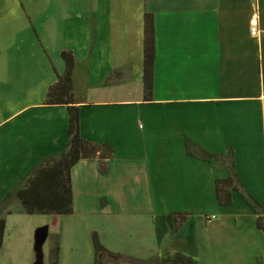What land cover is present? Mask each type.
<instances>
[{"label":"crops","instance_id":"crops-1","mask_svg":"<svg viewBox=\"0 0 264 264\" xmlns=\"http://www.w3.org/2000/svg\"><path fill=\"white\" fill-rule=\"evenodd\" d=\"M146 13L155 17L152 100ZM85 14L78 47L56 49L55 58L34 49L19 71L0 57V102L15 110L0 123V201L69 150L70 112L46 102L67 72L62 52L72 51L80 134L114 155L106 174L98 158L80 160L74 213L50 215L99 217L92 240L97 233L110 251L154 264L178 255L194 264H264V230L245 197L264 208V0H97ZM232 169L242 189L222 205L216 184ZM14 216L5 214L0 264H52L43 249L49 226L37 228L33 248L28 228L10 245Z\"/></svg>","mask_w":264,"mask_h":264},{"label":"rangeland","instance_id":"rangeland-1","mask_svg":"<svg viewBox=\"0 0 264 264\" xmlns=\"http://www.w3.org/2000/svg\"><path fill=\"white\" fill-rule=\"evenodd\" d=\"M93 1L97 0H0V57H11V67L19 71L22 67L19 59L30 61L34 49L43 51L47 58H55L56 49L69 45L78 47L79 39L87 36L85 8ZM14 112L9 101H1L0 123ZM9 207L15 212L11 220L10 245H16L22 238L20 232L28 228L33 248L37 228L49 226L50 235L43 247L46 262L52 263V252L58 243L64 264H93L91 229L103 225L99 217H88L80 211L62 219L49 214L28 215L22 213L25 207L15 197ZM36 258L35 252V261Z\"/></svg>","mask_w":264,"mask_h":264},{"label":"trees","instance_id":"trees-1","mask_svg":"<svg viewBox=\"0 0 264 264\" xmlns=\"http://www.w3.org/2000/svg\"><path fill=\"white\" fill-rule=\"evenodd\" d=\"M145 98L152 100L154 90V71L156 59L155 17L145 15ZM62 57L67 64V72L59 75V80L49 91L46 104L50 106H67L70 119L71 141L69 150L60 156L45 159L34 171L30 178L20 185L12 197L0 201V249L3 246L7 221L5 214H11L10 203L14 197L21 200L28 214H59L74 213V191L72 184V170L82 159H96L101 162V171L108 172V160L114 155L111 145H97L80 134V107L74 92V71L76 57L72 51H63ZM208 158L212 155L206 154ZM234 168V167H233ZM232 175L227 179H220L216 184L217 198L222 205L233 203V191H241L242 187L238 175L232 169ZM249 204L259 214L258 226L264 230V208L257 201L245 194ZM180 226V223L177 227ZM95 248L94 264H154L156 259L149 262L121 255L110 251L103 245L97 233L93 234ZM61 248L57 243L52 252V264H59ZM173 264H194L193 260H185L182 255L169 260Z\"/></svg>","mask_w":264,"mask_h":264},{"label":"built area","instance_id":"built-area-1","mask_svg":"<svg viewBox=\"0 0 264 264\" xmlns=\"http://www.w3.org/2000/svg\"><path fill=\"white\" fill-rule=\"evenodd\" d=\"M251 28H252V33L256 35L257 32H258V30H257V20H256V19H254V20L252 21Z\"/></svg>","mask_w":264,"mask_h":264}]
</instances>
